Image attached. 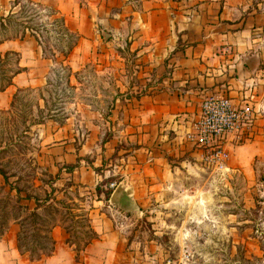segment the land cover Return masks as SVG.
I'll list each match as a JSON object with an SVG mask.
<instances>
[{"label": "rangeland", "instance_id": "rangeland-1", "mask_svg": "<svg viewBox=\"0 0 264 264\" xmlns=\"http://www.w3.org/2000/svg\"><path fill=\"white\" fill-rule=\"evenodd\" d=\"M198 1L205 3L198 6L197 0H187L191 4L189 17L198 11L197 20L203 28L217 25L225 0ZM216 1L221 2V7L209 5ZM14 2L0 0V14L8 13ZM261 2V9L257 10L263 18H257L260 29L247 35L246 41L245 54L251 57L253 83L250 96L245 98L250 102L244 105L233 100L226 86L213 91L207 87L211 90L204 93L175 86L171 52L166 55L161 46L154 44L150 50L132 45L130 30L124 35L114 30L112 23L117 17L112 13L120 8L113 7L106 13L104 8L83 5L84 12H92L96 18L94 31L98 40L83 39L71 52L67 59L72 68L69 82L67 74L53 71L58 68L57 63L44 56L33 38L1 44L2 52L14 49L21 53L25 70L0 94V111L6 113L0 112V138L9 136L17 142L0 152V166L11 174V181L20 180L22 186L49 180L46 173L55 175L65 164H78L76 170L83 167V174L79 175L84 176L83 181H78L76 170L68 173L62 169L56 185L61 188L72 180L74 185L68 195L75 202H79L78 194L84 196L83 204L90 208L93 224L99 210L113 205L107 199V190L113 193L123 180L129 185L126 188L136 186L145 198L143 213L134 200L137 207L124 210L128 218L119 213L115 216L125 222L129 241L139 242L138 256L154 264H264V0H252L251 6L257 7ZM51 36L50 40L56 42V33ZM40 52L41 60H47L36 61ZM62 59L59 56L58 61ZM49 76L52 85L50 92H45L46 122L23 135V119L41 116L36 103L39 101L43 107L39 89L46 87ZM29 79L27 87L24 84ZM18 88L25 91L12 107ZM172 91L188 94L190 111L198 110L184 137L192 143L196 156L186 151L185 141L181 144L174 139L178 131L185 130L180 122H151L143 112L145 107H139L150 96ZM219 93L227 94L236 106L248 108L249 115L240 142L227 146L230 156L226 164H208L203 158L204 148L195 143L191 128L203 100ZM10 108L12 111L8 112ZM59 142L62 144L54 145ZM236 147L237 155L233 153ZM154 165L161 168L160 179L150 182L154 175H150L149 167ZM3 183L0 174V184ZM8 190L7 187L5 191ZM58 196L64 198L62 192ZM23 203L34 207L33 201ZM109 213L114 211L109 209ZM1 220L0 217V228ZM84 223L74 229L81 232V237L89 229ZM71 224L68 219L53 229L55 241L61 232H66L63 225ZM13 228L18 232L19 224L10 221L7 232ZM65 234L67 242L69 234ZM127 248L123 242L121 253Z\"/></svg>", "mask_w": 264, "mask_h": 264}, {"label": "crops", "instance_id": "crops-1", "mask_svg": "<svg viewBox=\"0 0 264 264\" xmlns=\"http://www.w3.org/2000/svg\"><path fill=\"white\" fill-rule=\"evenodd\" d=\"M35 1L56 9L65 18L68 27L80 36L75 48L81 44L83 39L98 40L94 31V26L97 25L94 22L96 18L92 12H84L83 5L87 4L92 9H97V6L104 8L106 13H110L113 7L120 8L116 13H112L113 17H117L112 23L114 30L120 32L121 35H124L126 30H130L129 41H132V45L138 44L150 50L154 44L161 46L166 55L171 52L169 55L172 54L171 61L175 66L174 79L177 81L175 86L184 85L190 91L196 90L202 93L211 89L212 91L221 90L220 88L226 86L225 89L229 91L237 104L244 105L245 102H250L245 98L250 96L253 69L250 62L251 57L245 54L248 50L246 41L247 35L260 29L261 24L257 23L259 20L257 18H263L257 10L261 9L262 2L257 3L256 7L254 4L251 6L252 0H225L222 13L218 12L217 25L203 28L202 23L197 20L198 11L191 18L189 17L191 4L187 0ZM216 2H211L209 5L218 4L221 7V2ZM197 3L200 6L205 2L201 3L197 0ZM244 11H247V16L243 17ZM69 24L74 28H71ZM90 25H92L91 29ZM25 40L20 41L22 43ZM41 58L40 52L37 54L36 61ZM45 60L47 59L41 61ZM24 85L28 87L30 79ZM188 90L186 93L189 92ZM3 93L5 91H0V94ZM188 96V94L178 95L176 91L157 93L148 97L147 100H142L139 107L141 109L145 107L143 112L151 122L162 119L166 122L175 121L177 124L180 122L179 126L185 130L178 131L174 139L181 144L185 141L186 151L196 156L195 151L192 150V143L184 139L185 132L188 131L187 125L198 111H190L191 101ZM176 117L180 118L175 120ZM54 135H56L55 132ZM60 143H54V145H61ZM181 147L184 146L181 145ZM233 153L238 154L237 147ZM187 164L193 163L188 161ZM149 168L152 171L150 175H154L149 179L150 182L160 179L161 168L158 165ZM75 172L78 174V181H83L84 176L83 178L79 176L80 173L83 174V167ZM122 183L124 186H129L125 180ZM133 187V198L140 205L139 210L143 213L141 208L142 201L145 199L144 195L139 188ZM106 206L108 208L105 211L99 210L94 218L93 225L99 238L89 243L79 254L74 246L66 242L64 231L60 233L52 255L44 256L39 260H31L27 254H21L18 250L17 231L13 228L0 238V264H154L138 256L136 244L139 242L129 241L126 236L125 222L118 221L115 216L119 213L122 217L128 218L129 215L124 214V210L119 206L109 204ZM109 209L113 210L114 214H110ZM123 242L128 248L122 254Z\"/></svg>", "mask_w": 264, "mask_h": 264}, {"label": "trees", "instance_id": "trees-1", "mask_svg": "<svg viewBox=\"0 0 264 264\" xmlns=\"http://www.w3.org/2000/svg\"><path fill=\"white\" fill-rule=\"evenodd\" d=\"M53 32L57 35L54 37L56 39L54 43L50 40ZM27 37L33 38L37 42L46 58L57 63L58 68L53 71L67 74L69 82L72 68L67 59L77 46L80 36L68 27L65 18L56 9L35 0H15L8 13L0 14V45L12 40H24ZM59 56H63L61 61H58ZM21 58V53L17 50L0 51V91L13 85L15 77L25 70L21 64ZM51 85V76H49L46 87L39 89L41 91L39 100L44 101L43 107L39 101L36 103L41 116L30 119L27 116L23 119L21 130L23 135H26L33 127L46 122L43 117L48 106L45 92H50ZM23 91L25 88H18L11 102L12 107L15 106L17 100L21 99L20 93ZM7 111L11 112L12 110L10 108ZM0 112L4 113L5 111L1 110ZM15 143L17 142L12 137H1L0 152L7 151ZM78 167V164H65L55 175L46 173L49 180H41V184H33V186H22L20 180L11 181V174H8L0 166V174L4 178V183L0 184L2 191L0 194V217L2 219L0 238L7 233L10 221L17 222L19 224L16 237L17 248L21 254H27L31 260H39L53 254L56 247L53 229L68 219L72 224L63 225L69 234L67 242L70 246L75 247L78 254L89 243L98 239L99 234L94 228L90 208L87 209L83 204L84 196L78 194L79 202H75L68 195L69 189L74 185L72 180L61 188L56 185L61 178L62 169L71 173ZM7 187L9 190L5 191ZM30 187L32 190L29 189ZM96 189L99 195L100 186H97ZM14 192L15 194H13ZM61 192L64 198H59L58 193ZM105 194L107 199H110L112 191L107 190ZM24 201H33L34 207L30 208L28 204L23 203ZM82 222H85L84 224H87L89 229L81 237V232L74 229L78 228Z\"/></svg>", "mask_w": 264, "mask_h": 264}, {"label": "built area", "instance_id": "built-area-1", "mask_svg": "<svg viewBox=\"0 0 264 264\" xmlns=\"http://www.w3.org/2000/svg\"><path fill=\"white\" fill-rule=\"evenodd\" d=\"M248 111L236 106L225 93L203 100L191 132L195 143L204 148L203 158L208 164H226L230 156L227 146L240 142Z\"/></svg>", "mask_w": 264, "mask_h": 264}, {"label": "water", "instance_id": "water-1", "mask_svg": "<svg viewBox=\"0 0 264 264\" xmlns=\"http://www.w3.org/2000/svg\"><path fill=\"white\" fill-rule=\"evenodd\" d=\"M133 193L134 189L132 187L126 188L124 185H119L112 193L110 202L123 210H130L135 206L137 207Z\"/></svg>", "mask_w": 264, "mask_h": 264}]
</instances>
